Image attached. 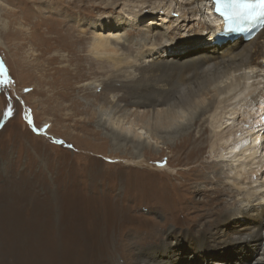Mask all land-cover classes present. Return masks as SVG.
Masks as SVG:
<instances>
[{
    "label": "rangeland",
    "instance_id": "rangeland-1",
    "mask_svg": "<svg viewBox=\"0 0 264 264\" xmlns=\"http://www.w3.org/2000/svg\"><path fill=\"white\" fill-rule=\"evenodd\" d=\"M112 1L0 0V198L5 199L10 218L18 220L13 225L9 222L7 231L0 230V264H129V257L144 258L161 250L169 241L170 228L177 235L213 229V223L203 226L196 219L198 214L220 210L212 220L222 222L228 212L238 214L250 206L245 194L223 197L220 193L230 203L228 207L212 204L204 206L210 210L196 212L199 204L195 202L214 194L196 191L197 176L169 182V175L182 170L177 164L167 165L173 156L163 139L157 144L150 133L143 136L141 141L151 142L153 150L147 151L151 156L142 157L148 161L142 166L136 163V157L145 152L142 148H117L109 130H97V119L91 115L101 105L95 101L107 94L104 81L115 70L108 59L91 53L94 34L85 22L123 19L120 9H104ZM172 16L176 20L179 14ZM126 21L133 26L127 29L135 42L142 39L145 24L150 25L149 19L141 28ZM8 22L11 29L5 30ZM175 25L165 24L164 31L187 43L197 38L194 31L174 29ZM157 26L161 29L163 22L156 18L151 27ZM57 32L68 39L58 43L54 40ZM129 48L124 54H137L136 48ZM62 70L69 76L64 77ZM66 86L68 98L57 110L56 94ZM113 86L119 94L120 84ZM47 97L49 101L43 102ZM103 110V119L109 120L112 110ZM95 111L100 113L99 108ZM223 117L217 114L204 126L208 128L204 136L209 144L204 156L207 165L230 163L253 142L258 120L248 117L245 122L246 114L241 115L216 132ZM126 126L127 121L115 130L122 132ZM199 131L193 128L190 133ZM177 141L176 137L173 142ZM260 155L264 157V151L255 155V171L264 162ZM227 174L232 181L236 177L230 171ZM262 176L264 168L254 178ZM222 208L225 212L220 215ZM39 239L44 245L38 246ZM172 248L178 249L177 245ZM213 259L219 263V258Z\"/></svg>",
    "mask_w": 264,
    "mask_h": 264
},
{
    "label": "bare ground",
    "instance_id": "bare-ground-1",
    "mask_svg": "<svg viewBox=\"0 0 264 264\" xmlns=\"http://www.w3.org/2000/svg\"><path fill=\"white\" fill-rule=\"evenodd\" d=\"M115 8L121 10L123 19L108 21L103 18L85 22V26L94 34L91 53L97 59H108L115 70L114 75L104 81L103 89L108 91L107 94L101 99L97 96L95 101L96 105H101L95 109L99 108L100 113L94 110L91 115L97 119V130H109L112 144L117 148H142L145 152L136 157V163L142 166L148 162L142 157L151 156L147 151L153 150L151 142L141 141L143 136L150 133L157 144L163 139L168 153L173 156L172 160H167V165L174 167L177 164L182 170L173 176L169 175V182L174 184L179 178L197 176L199 186L196 191L202 195L208 192L214 194L196 201L199 204L196 212L210 210V207L205 209L204 206L212 204L217 206L225 203L228 207L230 203L220 198V193L223 197L237 192L245 194L247 205H250L238 214L228 212L222 222L212 220L220 210L198 214L196 219L203 226L213 223V229L197 235L190 232L177 235L176 230L170 228L169 241L161 248L162 251L158 250L144 258L129 257V264H264V176L254 178L255 174L263 170L264 162L261 167L258 166V171L254 170L253 163L258 158L255 155L260 150L261 154L264 151V109L261 103L264 100V30L250 42L238 38L217 47L213 43L222 36V29L215 26L220 20L210 12L212 6L207 0H114L108 2L104 9ZM173 13L179 14L176 20ZM156 18L163 22L161 29L158 26L151 27ZM126 19L135 23L134 26L143 25V21L149 19L151 26L145 24L142 39L135 42L130 40L133 33L127 29L133 26H127ZM165 24L173 27L176 24L174 29L184 28L189 33L194 31L198 36L187 43V40L164 31ZM8 28L9 22L4 24V29H11ZM58 35L59 32L54 38L58 43L66 37L68 39V35ZM48 40H44L46 45H49ZM130 46L136 48V55L124 54ZM218 50H221L220 54ZM163 54L170 57L163 59ZM61 72L64 77L69 76L67 70ZM113 83L120 84L122 96L121 92L120 95L117 93ZM38 88L41 93L39 83ZM65 90H68V86L56 94L57 110L61 107V101L68 98L69 94ZM48 101V97L43 100L45 103ZM106 107L113 113L109 120L103 119L106 115L103 108ZM217 114L224 117L216 125V132L241 115L246 114L245 122L248 117L258 121L252 126L253 142L247 150L234 156L230 163L224 161L222 164L207 165L204 156L209 144L204 136L208 128L204 129V126ZM126 121L129 127L126 126L122 132L115 130ZM138 126L140 128L134 130L133 127ZM193 128L200 129L198 134L190 133ZM176 137L177 144L173 142ZM210 150L213 152L214 144ZM248 151L250 154L247 156ZM259 158L264 159L262 155ZM228 171L235 174L233 181L229 179L231 176L227 174ZM4 200L0 198V230L4 228L7 231L9 222L13 225L18 220L11 219L10 213L7 214ZM224 212L225 208H222L220 215ZM41 239L38 240V246L44 245ZM170 245H177L178 249L174 250ZM158 255L166 258L159 260ZM215 256L219 258V263L213 259Z\"/></svg>",
    "mask_w": 264,
    "mask_h": 264
},
{
    "label": "snow or ice",
    "instance_id": "snow-or-ice-1",
    "mask_svg": "<svg viewBox=\"0 0 264 264\" xmlns=\"http://www.w3.org/2000/svg\"><path fill=\"white\" fill-rule=\"evenodd\" d=\"M260 6L262 8L261 16H264V0H260ZM227 17H226V22H227Z\"/></svg>",
    "mask_w": 264,
    "mask_h": 264
}]
</instances>
